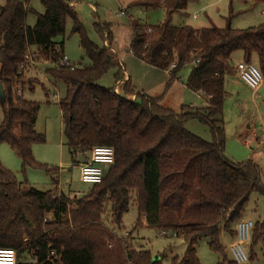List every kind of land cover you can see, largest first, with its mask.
I'll list each match as a JSON object with an SVG mask.
<instances>
[{
	"label": "trees",
	"instance_id": "trees-1",
	"mask_svg": "<svg viewBox=\"0 0 264 264\" xmlns=\"http://www.w3.org/2000/svg\"><path fill=\"white\" fill-rule=\"evenodd\" d=\"M189 1L135 0L128 5L165 10L164 21L155 25L129 18V51L136 59L167 71L169 84L182 68L193 64L186 87L201 93L208 105H183L178 112L162 107L159 97L136 93L130 78L124 80L123 66L104 45L111 40V28L94 23L103 46L93 42L72 0H39L44 12L36 14L32 26L26 24L27 13L34 12L30 0H5L0 6L4 92L0 144L13 150L23 173L26 168H43L53 185L40 191L19 182L0 162V248L15 250L17 264H151L149 251L128 246L106 225L120 229L131 201L138 214L135 228L142 226L143 217L147 226L172 230L186 242L183 255L170 264H201L196 244L203 237L208 238L209 249L220 255L216 264H236L227 258L220 234L223 231L234 239L232 225L241 219L252 192L264 198V183L255 162H234L225 154L224 80L236 72L235 52L242 53L244 62L256 57L264 78V22L234 28L228 17L224 27L171 24L172 15L184 13ZM68 20L71 34L78 36L89 60L72 70L58 63L64 43L57 39L64 37ZM28 49L36 51V59L52 64L45 69L49 82L66 87L58 106L72 161L77 155L88 158L95 146L113 149V164L104 170L102 180L79 197L61 194L58 168L33 157L32 146L44 143L45 136L35 129L40 103L24 97L36 83L29 74L32 67L24 63ZM116 66V84L99 86L97 81ZM193 118L208 127L210 142L186 129ZM257 246L264 264V217L251 230L249 260L257 257L253 251ZM52 250L55 257L48 259Z\"/></svg>",
	"mask_w": 264,
	"mask_h": 264
},
{
	"label": "rangeland",
	"instance_id": "rangeland-1",
	"mask_svg": "<svg viewBox=\"0 0 264 264\" xmlns=\"http://www.w3.org/2000/svg\"><path fill=\"white\" fill-rule=\"evenodd\" d=\"M72 1L79 20L83 23L89 38L93 42L103 46L101 38L94 31V23L98 22L104 27L111 28V40L105 41L104 45L122 63L128 75L127 78H130V83L135 90H142L143 94L148 97H159V104L174 112H178L183 105L202 106L200 96H197L196 93L186 87V81L193 64L190 63L182 68L177 74V79L169 84V73L167 71L151 68L136 59L131 53H127L132 40V32L128 25L129 18L139 20V22L148 25L159 24L165 19V10L163 8L128 7L129 3L135 0ZM4 2L5 0H0V6ZM29 5L34 12L27 13L26 24L32 26L36 21V14H42L44 8L39 0H30ZM121 11L126 13L121 15ZM230 11H232L231 15ZM263 11L264 0H190L186 9V13L189 16L182 19L179 14L174 13L171 17V24L181 25V20H184L185 23L193 26H201L204 22L207 23V14L217 26H225V21L230 17L232 27L246 28L264 22ZM195 13H197L198 19L194 21L192 17ZM70 30L71 22L68 20L65 25L64 37L57 39L64 43L63 54L75 66L89 63L88 58L85 57L79 47L78 36L71 34ZM51 66L52 64L49 61L38 59L34 68L29 71L31 77L36 80V83H33L34 91H27L24 94L26 99L40 103L35 129L45 136L44 143L32 146V154L37 162L48 167L58 168V190L61 194L67 197H79L86 194L91 185L79 180L78 165L84 159V156L77 155L73 162L65 146L57 100L63 97L66 87L63 83L49 82L45 69ZM118 70V66L111 67L97 81V84L103 88H112L116 84L114 75ZM124 80L126 79L124 78ZM45 93H47V96ZM53 93H56L57 99L52 98ZM231 102H228L229 105H225L224 112L226 156L235 162L248 160L255 162L262 171L261 181L264 183V143L257 144L253 141L252 145L245 144V141L252 137H250L251 135H240L236 132L237 121L242 113L231 107ZM2 119L3 111L0 104V123ZM185 127L189 132L205 141L210 142L212 140L208 127L195 118L187 121ZM262 139L264 142V138ZM0 162L5 168L15 174L19 182L26 181L30 186L40 191L53 189L50 176L43 168L30 167L26 168L23 173L21 161L6 143L0 144ZM263 217L264 198L258 193L252 192L241 218L255 222ZM137 218V210L133 201H131L127 211L122 216L120 229L110 226L108 222L106 225L117 233V237L128 233L125 243L135 250L149 251L152 259L156 258V264H170L173 258H180L183 255L186 249V242L182 236H175L172 230H167L166 234H163V230L147 226L143 217H141L142 226L135 228L134 225ZM233 228L234 224L232 225ZM220 242L225 248L227 258L231 259L232 255L229 249L231 239L227 233L221 232ZM207 243V237H203L198 241L196 244L197 257L201 264H216L220 260V255L211 251ZM253 251H256L257 257L245 264H262L260 247H255Z\"/></svg>",
	"mask_w": 264,
	"mask_h": 264
},
{
	"label": "built area",
	"instance_id": "built-area-1",
	"mask_svg": "<svg viewBox=\"0 0 264 264\" xmlns=\"http://www.w3.org/2000/svg\"><path fill=\"white\" fill-rule=\"evenodd\" d=\"M124 14L123 11L120 12ZM264 14V11H263ZM36 51L28 49L25 55L24 63L29 64L32 68L36 65L38 59ZM59 65L62 67L74 69V64L70 62L66 55H62L59 60ZM175 64L172 65L174 67ZM22 67V66H21ZM237 76L242 80L250 89L264 90V78L260 69L252 62L240 61L235 66ZM53 99H57L56 93L52 95ZM59 101V100H57ZM114 152L109 146H95L90 152L88 158L82 159L79 162V180L83 183L90 185L99 183L102 180L104 170L113 164ZM254 222L249 219L241 218L235 225V237L229 244V249L232 259L236 264H245L249 261L248 247L250 243L251 230ZM166 234V231H162ZM117 236V233H115ZM128 233L121 234L120 237L125 241ZM55 251H50L47 258L53 259ZM0 264H17V253L13 249L0 248Z\"/></svg>",
	"mask_w": 264,
	"mask_h": 264
},
{
	"label": "crops",
	"instance_id": "crops-1",
	"mask_svg": "<svg viewBox=\"0 0 264 264\" xmlns=\"http://www.w3.org/2000/svg\"><path fill=\"white\" fill-rule=\"evenodd\" d=\"M124 13L126 12L124 11ZM177 14H179V16L182 19L187 18L189 16L186 13V10L184 13H177ZM206 18H207V23L206 22L204 23H206L207 25L203 23L201 26H193L192 24L185 23L184 20H181L182 21L181 25L187 24L194 28L208 27L212 24L217 26L209 15L206 14ZM192 19L194 21L198 19L197 13L193 15ZM225 25H226V21H225ZM217 27H222V26L218 25ZM113 51L117 53L115 49H113ZM127 53H131V52L127 50ZM256 60H257L256 57H253L252 62L256 64ZM240 61H242V53L235 52L232 56V65L234 66V68L236 64L239 63ZM123 74H124V78L127 79L128 75L124 69V66H123ZM120 83L121 82H119L116 85V89L120 85ZM224 89L226 92L223 110H222L224 130H225V123H226L224 119L225 108L227 105H229L228 102L232 101L230 106L236 108L238 112L242 113L240 117L238 118L239 120L237 121L236 132H238V134L240 135H251L250 137H252L251 139L246 140L245 144L252 145L253 141H255L257 144L264 143L262 139L264 138V90L263 89H258V90L250 89L242 80H240L236 72L233 75H227L225 77ZM136 93L143 94L142 90H139V89L136 90ZM194 93H196L197 96H200V98L202 99L201 100L202 106L200 107H205L208 105L207 101L203 98L201 93L199 92H194ZM131 98H133V96ZM246 110L249 112H247ZM227 235L229 236V234ZM229 238L231 239V242H232L233 238L231 236H229Z\"/></svg>",
	"mask_w": 264,
	"mask_h": 264
},
{
	"label": "water",
	"instance_id": "water-1",
	"mask_svg": "<svg viewBox=\"0 0 264 264\" xmlns=\"http://www.w3.org/2000/svg\"><path fill=\"white\" fill-rule=\"evenodd\" d=\"M0 98H1L2 101H4V92H3V89H2L1 84H0ZM155 259H156V258H153V259L151 260V264H154Z\"/></svg>",
	"mask_w": 264,
	"mask_h": 264
}]
</instances>
